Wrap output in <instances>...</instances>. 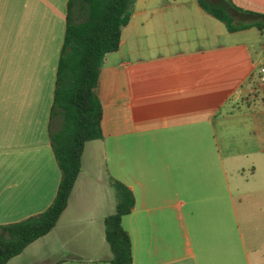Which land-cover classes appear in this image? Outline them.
<instances>
[{
	"label": "crops",
	"instance_id": "crops-1",
	"mask_svg": "<svg viewBox=\"0 0 264 264\" xmlns=\"http://www.w3.org/2000/svg\"><path fill=\"white\" fill-rule=\"evenodd\" d=\"M68 1L0 0V226L57 192L51 107ZM230 1L264 15V0ZM263 63L256 27L229 31L197 0H135L99 72L102 136L85 142L54 227L5 264H111L112 180L134 197L121 220L132 264H264Z\"/></svg>",
	"mask_w": 264,
	"mask_h": 264
},
{
	"label": "trees",
	"instance_id": "trees-1",
	"mask_svg": "<svg viewBox=\"0 0 264 264\" xmlns=\"http://www.w3.org/2000/svg\"><path fill=\"white\" fill-rule=\"evenodd\" d=\"M209 15L229 31L256 27L264 31V15L237 8L230 0H197ZM135 0H69L64 42L51 107L50 141L60 171L54 199L42 212L0 226V264L18 255L35 239L48 233L65 209L80 171L85 142L101 138L102 108L96 85L105 54L117 50L122 28L131 17ZM251 18L248 22L238 19ZM115 209L104 219L111 264H132L131 241L122 217L134 207L131 190L112 180Z\"/></svg>",
	"mask_w": 264,
	"mask_h": 264
},
{
	"label": "rangeland",
	"instance_id": "rangeland-1",
	"mask_svg": "<svg viewBox=\"0 0 264 264\" xmlns=\"http://www.w3.org/2000/svg\"><path fill=\"white\" fill-rule=\"evenodd\" d=\"M259 90V94L261 97H263V99H260V97L258 99L253 100L254 104V111H259L262 107H264V87H258Z\"/></svg>",
	"mask_w": 264,
	"mask_h": 264
},
{
	"label": "built area",
	"instance_id": "built-area-1",
	"mask_svg": "<svg viewBox=\"0 0 264 264\" xmlns=\"http://www.w3.org/2000/svg\"><path fill=\"white\" fill-rule=\"evenodd\" d=\"M259 80L261 83H264V63L261 64L258 68Z\"/></svg>",
	"mask_w": 264,
	"mask_h": 264
}]
</instances>
